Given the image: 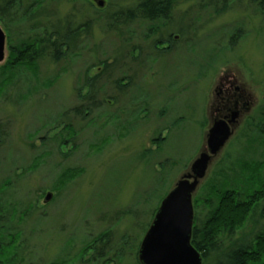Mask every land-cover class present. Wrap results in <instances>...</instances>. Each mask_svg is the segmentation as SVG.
Segmentation results:
<instances>
[{"label": "rangeland", "instance_id": "1", "mask_svg": "<svg viewBox=\"0 0 264 264\" xmlns=\"http://www.w3.org/2000/svg\"><path fill=\"white\" fill-rule=\"evenodd\" d=\"M227 1L225 11L218 12L221 3L213 9L201 7L203 0H178L173 18L184 14L186 35L176 32L174 24L170 42L163 35L156 49L171 48L142 69L125 56L124 68L117 66L120 73L102 81L109 85L125 71V79L133 77L127 93L113 101L108 98L116 97L112 87L103 86L104 96L89 99L92 105L103 103L91 110L90 101L80 99L88 95L86 80L103 70L98 68L102 62L114 60L120 47L117 33L105 32L104 19L131 9L133 0H45L43 17L35 22L45 25L73 17V26L88 23L91 35L82 37L75 52L57 64L41 59L37 78L20 73L0 95V199L19 232L18 244L24 243L22 264L25 258L33 264L72 258L71 264L87 263L93 252H83L85 245H94L105 233L108 241L102 245L109 253L122 252L118 264H136L140 242L161 200L198 154L207 151L215 84L233 77L254 100L263 98L264 110V15L248 0ZM49 16L51 21L46 20ZM7 26L8 35L19 37L29 35L31 23L15 17ZM131 31V43L144 49L142 56H133L142 60L146 53L152 55L149 41L157 36L146 42L143 28L133 25ZM8 49L6 42L0 82ZM80 105L87 107V114L73 115L72 109ZM254 117L237 126L212 157L193 194V210L197 200L208 198V187L220 179V172L228 174L244 154L246 143H264V116L259 122ZM263 155L258 151L247 158ZM198 211L207 209L199 205Z\"/></svg>", "mask_w": 264, "mask_h": 264}, {"label": "trees", "instance_id": "2", "mask_svg": "<svg viewBox=\"0 0 264 264\" xmlns=\"http://www.w3.org/2000/svg\"><path fill=\"white\" fill-rule=\"evenodd\" d=\"M203 1L206 3L201 7L214 9L216 4L224 5L223 9L218 12H224V8L228 4L227 0ZM248 1L264 15V0ZM43 4H45V0H0V24L7 31L6 42L9 45L4 75L0 82V95L8 91L7 87L19 79L20 73L30 74L29 76L37 78L38 63L41 59L48 57L57 64L69 52H75L79 40L91 35L88 23L73 26V17H67L64 21H51L49 19L51 16H49L45 19L51 22L45 25L35 22L43 17ZM133 4L131 9H120L106 15L104 19L107 22L104 25L105 32H116L120 40V47L115 51L117 57L110 63L102 62L98 66V68L102 66L103 70L100 69L95 72L93 77L86 80L88 95L86 94V99L82 97L80 99L87 101L96 98L99 93L104 96L106 93L104 87L106 88V86H111V91L116 94V97H108L113 101L117 99L118 95L125 96L127 91L124 90L131 85L133 79L132 76L125 79L123 76L125 71L116 81L108 83L109 85L102 81L111 79L110 77L114 73H120L117 66L120 65L124 68L123 59L125 56L130 57V64L142 69L148 63L153 64L162 53H167L171 48L169 46L165 49H156L159 43H162L165 35L168 38L167 41L170 42L169 31L176 28L174 24H177L176 32L186 35L188 28L183 24L184 14L179 18H173V12L179 4L178 0H133ZM15 17L20 23H31L29 35L24 34L23 36L22 34L19 37L8 35L10 30L7 25L9 22H13ZM133 25H137V27L143 28V32L145 31L141 33L142 41H148L149 37L157 36L156 39H151L148 45L149 49L153 50V54L146 53L142 60L133 56L135 52L137 56L138 53L142 56L144 50L142 46H134L131 43L135 36L131 31ZM89 101L87 106L90 105L88 109L91 110H97L100 103H103L100 101L97 105H92V101ZM81 109L84 111L81 112ZM88 109L80 105L72 109V112L73 115L78 116L82 113L87 114ZM65 126L66 130L71 128L69 123H66ZM261 133L264 135V127ZM245 146L244 154L232 163L228 174L222 170L220 179L213 186L208 187L210 191L208 198L196 201L191 245L200 254L202 264H264V155L260 157L261 159L247 158L248 155L257 156L258 151L264 154V143L249 142ZM3 203L4 201L0 199V264H22L23 260L20 259L19 252L23 250L21 246L24 243L18 244L19 232L10 222V212L5 215ZM199 205L207 209L204 214L203 211L197 212ZM108 236L105 233L95 239L94 245H85L87 247L83 249V252L91 251L93 255L84 264H118L122 252L118 254L115 252L111 255L109 253L111 250L107 249V245H102V242L108 241ZM135 252H137V248ZM28 261L30 259L25 258L24 264H33ZM73 261L74 258L55 260L49 264H71ZM136 264H138L137 260Z\"/></svg>", "mask_w": 264, "mask_h": 264}, {"label": "water", "instance_id": "3", "mask_svg": "<svg viewBox=\"0 0 264 264\" xmlns=\"http://www.w3.org/2000/svg\"><path fill=\"white\" fill-rule=\"evenodd\" d=\"M102 2H99L101 5ZM6 38L0 27V63L4 61ZM231 136L222 121L213 124L207 134V151L199 153L174 187L161 200L153 220L143 236L137 253L139 264H202L191 245L194 220L192 197L204 179L208 164ZM51 195L46 196V202Z\"/></svg>", "mask_w": 264, "mask_h": 264}, {"label": "flooded vegetation", "instance_id": "4", "mask_svg": "<svg viewBox=\"0 0 264 264\" xmlns=\"http://www.w3.org/2000/svg\"><path fill=\"white\" fill-rule=\"evenodd\" d=\"M243 84L239 86L233 77L221 78L215 84L216 98L210 99L209 102L211 114L207 120V125H209L207 132L217 121L226 123L232 133L237 126L241 127L244 123L246 125L254 120L255 115L258 116V122L264 116V110L261 107L263 98L259 101L254 100L253 93L244 90Z\"/></svg>", "mask_w": 264, "mask_h": 264}]
</instances>
